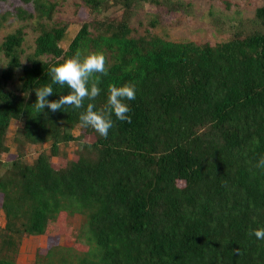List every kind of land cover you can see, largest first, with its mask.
<instances>
[{"label": "trees", "instance_id": "trees-1", "mask_svg": "<svg viewBox=\"0 0 264 264\" xmlns=\"http://www.w3.org/2000/svg\"><path fill=\"white\" fill-rule=\"evenodd\" d=\"M59 1L14 7L18 18L34 16L30 51L20 27L0 41V264H14L22 235H51L74 213L83 216L77 238L47 248L48 264H264V240L247 234L264 227V170L255 167L264 156V1L251 29L194 42L155 31L187 2L69 0L87 18L65 46ZM145 2L152 16L140 12ZM77 52L106 56L97 109L109 85H135L131 122L113 114L107 138L80 126L83 108L34 107L49 69ZM53 89L49 101L69 92ZM11 120L22 142L47 144L31 163L1 158ZM70 142L73 157L52 167Z\"/></svg>", "mask_w": 264, "mask_h": 264}, {"label": "rangeland", "instance_id": "rangeland-1", "mask_svg": "<svg viewBox=\"0 0 264 264\" xmlns=\"http://www.w3.org/2000/svg\"><path fill=\"white\" fill-rule=\"evenodd\" d=\"M189 3L185 10L170 14L157 25L155 31L157 34L175 41L191 40L194 42L216 40H225L230 37L232 31H247L254 27L253 10L256 6L263 3L264 0H179ZM22 3L20 0H0V13L4 15L0 26V41L7 33L12 32L16 27L22 29L24 33V48L30 51L32 41L36 31L32 26L34 16L27 19L16 17L13 9L16 5ZM29 12L33 9L27 5ZM73 4L71 1H59L54 15L66 20V29L60 44L65 46L71 36L77 30L80 20L87 16L85 12L80 10L77 15L73 13ZM143 11L148 17L152 16L154 7L145 2L142 5ZM117 10V9H116ZM106 11L105 13H107ZM116 12V11H115ZM34 15V14H33ZM99 17V16H98ZM5 59L0 52V66H3ZM20 123L11 120L8 126L7 141L8 152L2 153L1 158L4 160L14 158L15 154H20V159L25 163H31L40 151L47 148L46 143L31 144L21 141L18 138L17 128ZM77 133V129L73 130ZM18 140V141H17ZM21 142V143H20ZM74 145L70 142L65 147L63 156L50 157L49 162L52 167L57 168L62 165L66 159L72 158ZM83 216L77 213L67 214L64 221L58 222L57 231L51 228V235H22L17 245L16 254L13 256L14 264H48L44 260L43 254L47 248L51 247L54 251L61 252L60 247H52L53 245L65 246L72 245L77 231H80ZM3 213L0 210V226L3 225ZM51 238V239H50ZM80 246L78 247V249ZM79 252V250H78ZM60 254V253H59ZM56 254V257L57 255ZM55 257V259H56ZM38 258V261H37ZM53 260V262L55 261Z\"/></svg>", "mask_w": 264, "mask_h": 264}, {"label": "clouds", "instance_id": "clouds-1", "mask_svg": "<svg viewBox=\"0 0 264 264\" xmlns=\"http://www.w3.org/2000/svg\"><path fill=\"white\" fill-rule=\"evenodd\" d=\"M109 68L103 52H92L81 58V53L65 59L62 63L52 66L48 75L51 83L35 89L34 107L38 113L48 108L52 112L64 111L65 106L74 109H85L79 114L81 127H91L100 136L107 138L109 130L114 126L112 115L124 122H131L129 104L126 101L136 99V88L132 83L117 86L109 85L107 101L104 107L97 109L92 102L100 94L101 76H107ZM53 84L66 86L69 92L61 95L58 100L49 101L53 94ZM85 100H88L85 108ZM256 168L264 170V156L259 157ZM249 236L264 240V227L250 229Z\"/></svg>", "mask_w": 264, "mask_h": 264}]
</instances>
